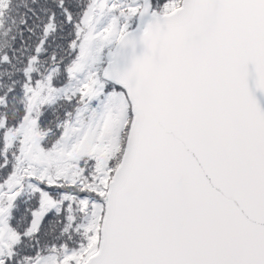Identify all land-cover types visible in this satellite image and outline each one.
<instances>
[{"label":"snow or ice","instance_id":"6c2138e0","mask_svg":"<svg viewBox=\"0 0 264 264\" xmlns=\"http://www.w3.org/2000/svg\"><path fill=\"white\" fill-rule=\"evenodd\" d=\"M0 264H264V0H0Z\"/></svg>","mask_w":264,"mask_h":264}]
</instances>
